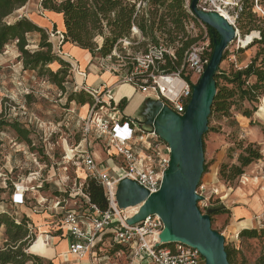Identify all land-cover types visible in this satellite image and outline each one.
I'll list each match as a JSON object with an SVG mask.
<instances>
[{
	"label": "rangeland",
	"instance_id": "rangeland-1",
	"mask_svg": "<svg viewBox=\"0 0 264 264\" xmlns=\"http://www.w3.org/2000/svg\"><path fill=\"white\" fill-rule=\"evenodd\" d=\"M92 1L93 4L90 3L88 9L93 14L89 16L87 30L78 28V20L71 19L69 15L68 29L66 31L64 28L61 40L51 38L58 31L55 26L41 27L47 23L42 17L48 12L61 14L63 17L60 10L65 11V4H76L79 0H25L20 7L7 8L1 5L0 20L9 11L15 10L7 21L21 20L19 23L30 30L33 36L27 38L29 46H37L39 37L47 49L53 50L54 46L61 48L64 44L76 46L88 56L94 73L99 76L105 74L108 78L115 77L118 81L130 71L133 59L143 54L152 44L151 40L157 41L151 35L157 36L158 42H166L168 45H173L176 41L186 44L189 40L186 32L179 31L182 28L179 17L170 21L180 33L176 36L171 33L170 24L164 19L170 15L169 4L173 3L184 10V0ZM108 1L113 6H107ZM227 1L232 6L228 7V13L223 11L222 14L232 22L237 35L225 50L214 78L219 96L208 117L207 131L202 136L204 165L197 187V194L205 196L206 200L198 201L197 206L201 213L210 214L211 228L224 237L229 264H264V0ZM120 7L124 10L120 11ZM128 12L129 27L120 33L118 30L123 31V28L119 29L117 22L122 21V13ZM53 17L56 18L55 15ZM34 19L39 26L32 22ZM185 20L190 22L186 17ZM137 25L143 29L145 26L146 30L141 32ZM133 26L138 31H131ZM251 33H256V36L248 44L251 36H246ZM74 35L81 45L71 41ZM51 40L55 45H52ZM14 44L12 42L6 47V54H3L6 48L0 52V112L7 113L12 119L22 111L19 120L23 124L27 122L31 128L33 134L30 137L34 150L31 151L25 143L20 142L11 130L0 132L1 187L6 189L5 181L28 187L22 201L15 200L14 206L7 201L6 193H0V212H7L19 219L24 212L31 214L29 208H33L36 201H45V205L52 206L58 190L56 184L62 183L67 194L79 189L80 180L76 175H83L78 169V162L75 161V165L59 162L64 155V139L68 145H73L80 138L77 127L74 128L67 120L69 116L66 111L73 109L76 115L84 116L86 104L80 106L67 101L73 89L74 75L69 69L70 63L75 64L74 59L66 57L62 61L59 58V63L53 62V66H48L50 71L56 70L57 64L63 67L65 89L61 90L48 80L47 77H51L52 72L23 69L22 55ZM27 49L32 50L31 47ZM181 56L179 54L177 60L179 65L182 63ZM18 83H21L20 87ZM131 87L135 90L133 85ZM79 91L88 95L84 90L73 89V92ZM126 91L129 92L128 87L124 88L123 93ZM25 93L30 96L27 103L24 101V96L27 95ZM132 93L133 91L128 93V100L121 106L122 116L136 122L154 117L160 102L151 94L141 96L136 93L133 96ZM86 95L85 98L89 96ZM115 102L118 104L121 101L115 99ZM29 117L32 124L29 123ZM142 128L149 130L147 126ZM49 133H52L51 136ZM50 143H54V147L50 152L51 158H46L41 153V147ZM98 144L94 150H99L100 158L105 159L103 148ZM32 154H35V159ZM31 173H36L39 179L29 182L27 179ZM202 183L207 189L201 186ZM19 195L20 191L17 192V196ZM67 207H72V204L69 202ZM38 215L43 216V225L48 231L60 217L53 212ZM38 227L35 228L36 235ZM3 234L4 227L0 229V245ZM41 240V237L38 238L35 244L40 245ZM105 242L100 258L108 256L109 259L101 260L102 263L128 264L125 251L123 255L112 258L116 250L109 239ZM60 245L66 243L62 241Z\"/></svg>",
	"mask_w": 264,
	"mask_h": 264
},
{
	"label": "built area",
	"instance_id": "built-area-1",
	"mask_svg": "<svg viewBox=\"0 0 264 264\" xmlns=\"http://www.w3.org/2000/svg\"><path fill=\"white\" fill-rule=\"evenodd\" d=\"M184 3V11L187 20L190 21L184 22V30L196 41L184 52L181 65L174 68L167 67V63L174 65L175 50L179 44L176 42L168 45L166 42H158L149 45L143 54L136 56L130 71L120 80L133 85L142 94L153 95L160 102L161 107H167L179 116L184 114L192 94V87L198 83L213 50L209 27L195 17L190 9V0H184ZM230 6H232L231 2L227 0L197 2L198 10L205 13L215 12L219 15L222 11L228 13L227 9ZM229 23L233 26L232 22ZM234 29L237 35V30L235 27ZM136 30L135 26L131 29V31ZM84 91L91 97V103L85 105L84 116L77 115L76 127L80 138L73 145H68L67 140L64 139V155L59 162L73 165L75 161L78 162V169L83 175L82 177L76 175L80 180L79 189L67 194L62 188V183H55L58 190L54 195L55 201L52 206L45 205V201H36L34 207L29 208L30 215L53 212L60 217L49 231L47 229L43 233L38 232L37 235L36 226L28 224L30 232L34 235L28 252L44 258L31 252L30 248L42 234L47 236L55 231L60 238L67 241L66 252L50 258L58 260L60 264L69 262L105 264L101 261L103 259L100 258V253L107 239L111 244L121 247L112 254V258L123 255L125 251L128 264H205L204 257L195 248L181 243L161 245L159 235L164 226L158 216L150 215L136 224H128V220L138 213V207L134 213L128 214L126 209L118 208L115 198L117 185L122 179H129L149 194L156 193L160 189L164 171L169 165V148L160 140L153 124L145 125L143 122L123 117L120 103L114 101L109 88L102 87L99 90L85 88ZM68 111L70 114L75 112L73 109ZM21 116L22 111H19L12 119L22 123L19 120ZM30 122L31 117H29ZM24 125L29 127L27 122ZM142 126L149 127V130L145 131ZM51 134L49 133V136ZM93 142L101 144L105 159L95 155ZM52 147L54 143L43 145L42 155L51 158ZM31 156L35 159V154ZM63 169L66 170V167ZM37 179L39 176L31 173L27 180L32 182ZM88 179L102 187L107 202L106 209H100L90 201L85 190ZM36 187L40 188L37 185ZM27 190L28 187L13 184L11 206H14L15 200L21 202ZM18 191H20L19 196H17ZM69 202L72 207H67ZM23 215L30 220L29 215ZM107 258L108 256L105 257Z\"/></svg>",
	"mask_w": 264,
	"mask_h": 264
},
{
	"label": "water",
	"instance_id": "water-1",
	"mask_svg": "<svg viewBox=\"0 0 264 264\" xmlns=\"http://www.w3.org/2000/svg\"><path fill=\"white\" fill-rule=\"evenodd\" d=\"M197 2L190 1L191 11L217 34L208 64L198 83L192 87L183 115L179 116L160 104L155 116L143 122L145 125L153 124L160 140L169 148V165L164 171L160 189L149 194L132 180L122 179L117 185L115 198L120 209L138 207V213L128 220L129 225L150 215L162 220L161 245L181 243L197 249L205 264H229L224 237L211 228L210 214L199 210L197 203L202 197L196 190L204 165L202 136L207 131L216 93L214 75L236 33L234 27L218 13L198 10Z\"/></svg>",
	"mask_w": 264,
	"mask_h": 264
},
{
	"label": "trees",
	"instance_id": "trees-1",
	"mask_svg": "<svg viewBox=\"0 0 264 264\" xmlns=\"http://www.w3.org/2000/svg\"><path fill=\"white\" fill-rule=\"evenodd\" d=\"M158 1L161 2V0H158ZM24 3H25V0H17L15 2H11L10 0H0V6L3 5L7 8L10 6L20 7L24 5ZM90 3L93 4V1L92 0H79V2H77L76 4H71L70 2L66 3L65 11L61 8L62 10H60V13H63V24H64V28L66 31L68 29L67 16L69 15L71 16V19L75 21L78 20V28H83L87 30V27H88L87 24L90 21L89 16L93 14V12L88 9V6L90 5ZM42 4L43 6H45L44 2ZM107 4H108L107 6H113V3H111L110 1H108ZM169 6L171 7L169 9L170 15L165 16L164 19L167 24H170L171 33L174 36H176L177 34H180L179 31L181 33H184L185 32L184 22L186 21L185 17L187 18V14L183 10V7L179 8L173 3H171V5L169 4ZM123 10L124 9L120 7V11H123ZM14 11L15 10L9 11L8 14L3 16L0 20V50L3 48L5 44L17 39L19 42L17 46L22 55L21 58L23 59L24 67L26 70L37 71V72L40 70L50 71V69L46 68V66L53 62H60V61L57 60L54 55H52L51 48L47 49L42 45L41 40L39 43V47H40L39 51L34 52V53H29L26 50H24V46H25L24 35L26 33H30V30L24 28L22 23H19L21 20L14 21V22H11L10 24H7L6 19L9 16H11ZM122 14H123V19H121L122 21L117 22L119 29L121 27L123 28V31L118 30L120 33L125 32V28L129 25V12L127 14L126 13H122ZM178 17L180 19V24L182 25V28L179 31L177 27L170 22L174 18H178ZM23 21L26 22L25 19ZM137 28L140 31L146 30L145 26L143 29L141 27L139 28L137 25ZM209 33H210V36L212 35L211 36L212 37L211 38V49H213V40L217 38V34L212 29H210V27H209ZM122 35H114V37H118ZM151 36L157 40V41L151 40V43L157 44L158 37L155 36L154 34ZM249 36H251V39L248 42V44L252 42V39L256 36V33H251L247 35L246 37H249ZM71 39H72L71 41L77 43L78 45H81L78 41V38L75 35ZM195 41L196 39L190 36H189V40L186 41L187 42L186 44H184L185 42L178 43L176 41L179 44V47L175 50L176 61H174V65L167 63V67H170V68L178 67L179 64L177 60L179 58V54L180 55L182 54L183 56L184 52ZM248 44L246 46H248ZM50 72H52L53 75H51V77L46 76L48 80L56 87L62 88L61 83L64 80L63 76L65 74L63 69L58 70L57 72H53V71H50ZM215 77H216V74L214 75V78ZM215 87H216V93H215V96H214V99H213V102L210 108V113L214 109L218 96H219V89H217L216 84H215ZM85 95L86 94L83 91H80L79 93H71L69 95V102L75 100L76 103H78L80 106H83L87 103H91V97L86 95L88 97L85 98ZM123 103L124 101H121L120 106H122ZM5 129L11 130L20 142L25 143L31 151L34 150L33 142L30 137V135L33 134L32 130L26 125L18 122L16 119L9 118V115L7 113H3L1 111L0 112V132H2ZM1 148H2V141L0 140V149ZM41 153H43V150L41 151ZM5 183H6V189H3V187H1V184H0V193H6L8 197L7 201L11 205L13 184L10 181H5ZM85 190L87 194L89 195L90 201L92 203L96 204L100 209L107 208V202L104 196L103 189L98 183H96L93 180L88 179L86 181ZM13 216L14 215H10L7 212H0V229L4 227V234H3L4 238H3L2 244L0 245V264H60L58 261L55 262V259H50V260L44 259V258L35 256V255H32L28 252V247L31 244L33 237H34V235L30 232L28 224L34 225V223L32 221L30 222V220L25 215H22L19 219ZM10 237H12V239ZM112 245L114 246L115 248L114 250L116 251L121 248L119 245H115V244H112ZM227 259H228V256H227Z\"/></svg>",
	"mask_w": 264,
	"mask_h": 264
},
{
	"label": "crops",
	"instance_id": "crops-1",
	"mask_svg": "<svg viewBox=\"0 0 264 264\" xmlns=\"http://www.w3.org/2000/svg\"><path fill=\"white\" fill-rule=\"evenodd\" d=\"M54 15L56 16L55 19L53 17ZM42 18H45L47 20L46 21L47 23H46V25L41 26V27L55 26V28L58 30L55 33V35H53V37H51L52 40L54 38H56L54 40H61L62 39V32H64V24H63L62 15L61 14H56L54 12H48ZM14 21H12V22H14ZM6 22H7V24L11 23L10 21H7V19H6ZM32 22H35L37 24L35 19ZM28 36H33V35L31 33H27V34L24 35V39H25L24 50H26L29 53H34V52L39 51L40 50L39 43H40V40H41L40 37L38 38L39 42H38L37 46H29L30 45L29 44V40L27 39ZM52 40L50 42L52 43V45H55V43ZM17 41L18 40L16 39V40H13V41L5 44L3 46V48L0 50V52L12 42L15 43L14 45H16V46H14V47L16 48V50L19 51L18 46H17ZM28 47H31L32 50L31 51H30V49L28 50L27 49ZM33 49H35V50H33ZM6 53H7V48L5 49V52L3 54H6ZM19 53H20V51H19ZM51 53H52V55H54L56 57V59L60 58V60H62V61L65 60L66 57L67 58L70 57V59H74L75 64L70 63L71 65H70V69H69L74 75V83H73L74 91L84 90L85 88H90V89H94L95 90V89H98V87H100V85L102 84V86L100 88H102V87L103 88H105V87L109 88V90H110V92H111V94L113 96L114 101H115V99L119 100V102L120 101H125V100L127 101L128 100V96H129L128 93L130 91H133V93H132L133 96L136 93L140 94L141 96L143 95L142 93H140L136 89L133 90L132 87H131L132 86L131 84L120 82V80L118 81L115 77H112V78L109 77L108 78V76H105V74H102L101 76H99L96 73H94L93 69L91 67V63L88 60V56L85 55L84 52L81 49L77 48L76 46L67 45V44L62 45L61 48H56L54 46L53 50L51 48ZM20 55H21V53H20ZM76 61L78 62V64H76ZM21 62H22L23 69H25L23 59H21ZM55 63H59V62H55ZM49 65L53 66L54 64H49ZM49 65H47L46 68L49 69V67H48ZM56 66H57V69L53 70V72H57L58 70H62L63 69L61 64H57ZM89 70H91L92 72H90ZM84 73H85V75H84ZM78 75H79V77H78ZM64 82H65V80L62 81V83H61V85H62L61 87L62 88H59V89H61V90L65 89ZM17 85H18V87H20L21 83H18ZM125 87H128L129 92L126 91L125 94H124L123 90H124ZM73 89L71 90L70 94L71 93H77V92H73ZM0 95H2L1 85H0ZM29 100H30V96L29 95H25L24 96V101L27 103ZM67 101L69 102V98L67 99ZM73 102L76 103L75 100ZM66 112H67V115L69 116V117H67L68 118L67 120L75 128L76 127V121H77L76 112H74V114H70L68 110ZM123 117H125V116H123ZM125 118H127V117H125ZM81 145H83V144H81ZM92 147H93V151H94L95 155L97 157H101V155H99L100 153L98 152L99 150H97V149L94 150L95 147H98V144L93 142ZM201 186H203V188L207 189V187L203 183L201 184ZM203 198H205V196H203L202 199ZM133 209H135V208H133ZM23 214L29 215L30 220L34 223L36 228L39 225H43V221L44 220H43V216L42 215H34V214L30 215V214H28L26 212H24ZM45 229H47L46 226H44V225H43V227L39 226L38 227V232L39 233H43L44 231H46ZM40 237H41V239H43V241L41 240V244L40 245L34 244L30 248L31 252H33V253H35V254H37L39 256H42L44 258H49V259L53 258V257H58L59 254H63V253L66 252V250H67V241H66V239L60 238L59 234L55 233V231L50 232V234L47 235V236L42 234ZM45 238H46V241H45ZM62 241H64L66 243V245H62L61 246L60 244L62 243ZM103 259H105V258H103ZM105 264H109V263L105 262Z\"/></svg>",
	"mask_w": 264,
	"mask_h": 264
},
{
	"label": "bare ground",
	"instance_id": "bare-ground-1",
	"mask_svg": "<svg viewBox=\"0 0 264 264\" xmlns=\"http://www.w3.org/2000/svg\"><path fill=\"white\" fill-rule=\"evenodd\" d=\"M223 12V11H222ZM222 12H221V15L225 18V19H227L223 14H222ZM228 20V19H227ZM229 21V20H228ZM230 22V21H229ZM91 81V80H90ZM92 83V82H91ZM133 208H135V209H133ZM137 209V207H130L129 209L127 208L126 209V211H134V210H136ZM133 213V212H132Z\"/></svg>",
	"mask_w": 264,
	"mask_h": 264
}]
</instances>
